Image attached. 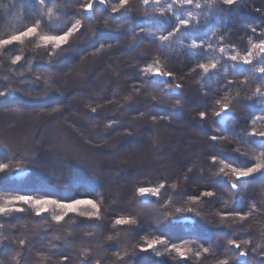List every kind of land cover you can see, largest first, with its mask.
<instances>
[{
	"label": "trees",
	"instance_id": "16d2710c",
	"mask_svg": "<svg viewBox=\"0 0 264 264\" xmlns=\"http://www.w3.org/2000/svg\"><path fill=\"white\" fill-rule=\"evenodd\" d=\"M98 1L92 0L91 10L85 12L83 6L89 0H0V40L28 27H37L36 35L0 49V92L6 96L0 101V109L8 107V111L14 112L10 113L12 116L8 113L12 118L24 117L22 106L41 104L49 97L51 100L64 98L49 87L69 78L63 65L65 54L70 50L78 52V59L97 60L92 69H87L81 79L74 81L78 86L69 87L67 83L63 92L75 97L69 104L71 109L66 122L87 142L80 144L84 145L81 148L86 154L82 164L54 165L48 158L40 159L39 150L32 149L36 139L40 146L44 142L39 138L43 130L39 129L40 124L32 130L27 127L24 130L15 123H11L12 127L10 124L3 127L0 116V138L9 141L8 144L5 138L0 139V163L8 166L0 173V205L18 195L69 202L77 194L79 198L100 201L102 206L99 202L97 206L104 210H99L92 218L71 212L57 223L54 217L62 214L58 208L36 215L31 205L18 202L9 205L22 211L0 214V264L46 262L38 243L33 253L34 235L36 240L42 241V247L48 244L54 247L60 244L56 240L62 239L68 244L77 242L76 249H87L81 256L76 254L77 261L73 264H106L100 254L105 255L112 249L122 255L114 260L111 257L112 264L141 261L145 264H221V261L264 264V170L241 181H235L231 173L233 167L253 166L264 159V136L259 135L264 133V71H260L264 69V54L254 53L247 65L230 59L232 55H247L252 44L264 41V0H237L231 6L225 5L223 0H212L211 4L208 0H193L191 5H183L180 0H160L159 4L150 2L148 5H144L143 0H127L124 6L121 0H105L102 6H95ZM196 3L200 7H196ZM109 12L116 13L110 15L111 18ZM77 20L80 28L61 47L53 49L52 45L40 43V35H61ZM179 20H188V26L161 42L159 37L168 35ZM103 38L116 40V46L112 40L103 41ZM193 43L197 45L195 48ZM16 56H20V60L13 64ZM212 63L216 68L208 73L199 68L200 64ZM157 65L171 76L151 78L152 74L143 71ZM31 68L42 74L33 76ZM40 80L47 81L46 87L43 88ZM25 81L30 83L25 84ZM85 86L96 93L95 100ZM23 91L35 97L40 94L38 99L44 101L28 102L23 97L25 94L21 95ZM105 101L110 105L106 106ZM136 101L142 102L141 108H132ZM223 103H228L229 112L221 122L215 112ZM108 108L113 112L107 113ZM183 108L186 110L184 118L179 117ZM202 112L204 119L200 118ZM169 113L179 115L185 125L189 124L190 129L182 138H193L195 146L183 150L178 146L180 141L170 138L165 143L172 148L168 155L164 146L154 142V158L141 165L128 163L133 148L130 140L139 137L141 132L137 131L140 128L132 131L124 125L125 130L122 120L134 114L131 126L142 124L158 134L161 123L166 127L163 119H174ZM141 115L144 117H139ZM180 119L174 120L176 126L181 125ZM102 130L110 135L106 141H102L105 139L102 134L98 136ZM119 131L124 133L123 137L117 136ZM61 134L65 143L78 145L81 156L78 139L71 131ZM213 136L217 138L215 141ZM120 139L122 142L117 149L121 150L120 163L113 165L118 170L114 168V174L108 175L109 162L97 159L99 154L92 146L94 142H114L115 145ZM57 142L54 146L46 144L47 153L68 152V145L64 150L62 143ZM65 153L64 161L70 158ZM30 158L33 165L28 164ZM163 160L166 163H162ZM124 162L131 167L125 168ZM121 178L125 183L120 182ZM233 182L238 184L236 189L231 187ZM140 187L158 188L159 192L156 196L141 197L137 195ZM113 189L117 191L114 202L110 194ZM91 191H96L97 195L93 196ZM204 192L215 196H203ZM241 216L244 219H240ZM117 218L135 223L116 225ZM85 229L89 232L83 233ZM83 234L93 237L75 239ZM153 239L164 243L153 250L140 251L146 241ZM230 241L240 247L232 246ZM26 243L30 253L26 252L28 249L25 251ZM174 244L186 249L184 258L168 250ZM241 251L245 256L239 255ZM39 252L41 256L36 255Z\"/></svg>",
	"mask_w": 264,
	"mask_h": 264
},
{
	"label": "rangeland",
	"instance_id": "374dc122",
	"mask_svg": "<svg viewBox=\"0 0 264 264\" xmlns=\"http://www.w3.org/2000/svg\"><path fill=\"white\" fill-rule=\"evenodd\" d=\"M94 5L96 6H102L100 3H99V1L98 2H95L94 3ZM116 12H109L108 13V16H110V15H114ZM111 18H112V16H110ZM96 38V37H95ZM94 38V39H95ZM93 39V40H94ZM97 40V39H96ZM103 41H107V40H109V41H111L112 39H108V38H103L102 39ZM115 41L116 40H112V43H113V46H116V43H115ZM96 42V41H95ZM83 51H81V53H82ZM87 54V53H86ZM80 58V57H79ZM23 60L25 59L24 57L22 58ZM21 59V60H22ZM78 59V52H76V51H73V50H70L67 54H65V62H64V65H63V71H64V73L66 72V74H68V76H69V78H65V81L64 82H62V80L60 81V83H59V85H57V86H51V87H49L50 89H52L53 88V90L52 91H54V92H56L57 94H58V96L60 97H64V98H62V99H60L59 100V98L58 99H56V100H54L55 99V97L51 100V97H49V99L48 100H43V98H41V99H38V96L40 95V94H37V97H35V95H31V94H28V92L26 93V91H23V92H21V95L22 94H25L23 97L26 99V101H28V102H36V101H39V100H42V101H44V102H42L41 104H38L37 102L34 104V105H32V104H30V105H28V107H23L22 105V110H24V112L26 113H24L25 115H24V117L21 119V120H16V119H14V118H12L11 116V114L10 113H14L13 111H8L9 109H7L8 107H6V108H4V109H0V116H2L3 117V120H2V122H1V124H2V126L4 127H7V125L8 124H10L9 126L10 127H12L11 126V123H15L16 125H18L20 128H24V130H25V128L27 127V128H29L30 130H32L33 129V127H35V126H37V125H39V127H42V128H39V129H43L42 131H41V135L39 136V138H41L42 139V145L40 146V145H38L37 144V139H36V141H35V146H33V151H35V150H39V153L41 154V156H39V158L40 159H42L43 157L44 158H48L47 160H48V162L49 163H51V164H54V165H56V163H63L64 162V164H65V162H66V164H65V166H67L68 165V163H70L71 164V162H73V164H75V163H79V164H82V160H83V156L84 155H86V154H84L85 152H84V150H82V148L81 147H84V145H80V144H85V143H87L86 142V140H85V138H83V137H80L79 136V134L78 133H76L75 131V129L74 128H72V127H70L69 126V124H67V122H66V117L69 115L68 114V112H70V110L69 109H71V107H70V103H72L73 101L72 100H74L75 99V97H69V95L67 96V93H64V95H63V92L65 91V87H73V86H78V83H74V81L77 79V78H80L81 79V76L83 75V72H85L87 69H89V68H93L95 65H96V63H97V60H94L93 58L92 59H86V58H84V59H78V61H76ZM76 61V62H75ZM79 63L77 66L75 65L76 63ZM66 64V65H65ZM74 65H75V67H74ZM60 66V65H59ZM72 69H74V70H72ZM51 70H53V69H51ZM30 71H34V75L33 76H39V75H41L42 73L41 72H38V71H35L33 68H31L30 69ZM70 71H72L71 72V74H70ZM48 73V72H47ZM49 74V73H48ZM1 75V74H0ZM45 75H46V72H45ZM52 75H53V73H52ZM54 76H56V74H54ZM38 78V77H37ZM43 78V77H42ZM151 78H154V76H152ZM68 79V80H67ZM73 79V80H72ZM30 80V79H29ZM32 81V80H31ZM41 81V83H44V84H42L43 85V88L44 87H46V85L45 84H47V81H43V80H40ZM28 83H30V82H26L25 81V84H28ZM41 83H39L40 85H41ZM66 83V84H65ZM67 83L69 84L68 86H67ZM72 83V84H71ZM50 84H51V82H49L48 83V85L50 86ZM64 85H66V86H64ZM2 86V85H1ZM6 86V85H5ZM20 88H22V87H20ZM29 88V87H28ZM87 88V89H86ZM113 88V87H112ZM67 89V88H66ZM85 89L87 90H85L87 93H89V92H91V95H92V100H95V98H96V93L95 92H93V90L89 87H86L85 86ZM91 89V90H90ZM19 91H21V90H19ZM48 92H51L50 90H48ZM71 92H69L68 94H70ZM66 94V95H65ZM6 96L4 95V96H0V101H4V98H5ZM31 100H33V101H31ZM134 100H140V99H134ZM10 103H11V101H9ZM18 102V101H17ZM108 101H105L104 103H106V106H109L110 105V103H107ZM38 104V105H37ZM142 104V102L141 101H136L134 104H133V106H132V108H137V107H140L141 108V105ZM6 105H8V102H6ZM5 105V106H6ZM104 105V104H103ZM102 107H104V106H102ZM112 108V107H111ZM110 108V109H111ZM19 109H21V108H19ZM37 109H42V110H37ZM109 108H108V111H107V113H112L113 112V109L112 110H110ZM32 110V111H31ZM102 110V109H101ZM167 110V109H166ZM130 111H132V109L130 110ZM185 111V112H184ZM59 112H63V113H61L62 115H59ZM2 113V114H1ZM11 115V116H9V114ZM162 113L164 114V112L162 111ZM167 113V112H166ZM182 113L183 114H180V116L179 115H177V116H173V114H171V113H169L168 115L169 116H173L174 117V119H168V120H166V119H163V121H164V123L166 124V127L163 125V123H161L162 124V128H160L159 129V132H158V134L156 133V131H155V133H154V130H152V129H150V128H148L147 126H143L142 124H140V125H138V126H131L130 124L132 123V121L133 120H131V119H133V118H135L133 115L134 114H136V113H134V114H131V115H129V117L127 118V119H124V120H122V123H121V125H122V127L123 128H125L124 127V125H126V126H129V128L132 130V131H134V130H136L137 128H140V129H137V131L138 130H140V132H141V134L139 135V137H135V138H133L132 140H130V142H131V147H133V148H131V161H129V160H127L128 161V163H131L132 165H136L138 162H139V164L141 165V164H143L146 160H150V158H154V155H153V150H154V147H153V145H154V142H156V144H157V142L159 143V145H161V146H164V151H165V153L167 152L168 153V155L171 153V150H172V148L171 147H166L165 146V143H166V140L167 139H170V138H176L177 140V142L178 141H180V142H178V146H179V148H181V149H183V150H186V149H188V148H192L193 146H195L194 145V142H196L193 138H191V137H184V139L182 138L183 136H184V134H185V132L188 130V129H190L189 127L190 126H188V125H185L183 122H184V120H181L179 117H181V115H183V117L182 118H184V113H186V110H184V108L182 109ZM4 114H6V115H4ZM8 114V115H7ZM166 115V114H165ZM227 115H228V113H226V114H224V115H222L221 117H217V119H219L221 122H223L224 120H225V118L227 117ZM39 116H40V118H39ZM72 116V115H71ZM179 116V117H178ZM137 117V116H136ZM139 117H144L143 115H141V116H139ZM32 119L31 121H30V124H29V119ZM130 119V120H129ZM180 119V122H181V125L180 126H176V123L174 122V120H179ZM28 123V124H26L25 125V123ZM186 122V121H185ZM188 123V122H187ZM191 125H193L194 127H196V125H194V123H190ZM24 125V126H23ZM60 126V127H57V126ZM186 126V127H185ZM119 127H121V126H119ZM184 127H185V129H184ZM65 130H68V131H71V133L73 134L72 136L73 137H76L78 140L76 141V143H78L79 145H80V148H81V151L83 152V154L80 156V153H79V148H78V150H77V147H78V145H72V144H70L68 141H67V143H65V141L64 140H62L63 139V137H62V132L63 131H65ZM125 130H126V128H125ZM205 130H207V126H206V128H205ZM182 131H184L183 133H182ZM139 133V132H138ZM137 133V134H138ZM1 134V133H0ZM103 135V138H105V139H103L102 141H106L107 139H109V137H110V135H108V134H105L104 133V131L102 130V132L101 133H99L98 134V136H100V135ZM154 134H156V135H154ZM101 135V136H102ZM1 136H2V134H1ZM117 136L118 137H123L124 136V133L121 131H119V132H117ZM2 138V139H1ZM0 139L1 140H4L3 138H5V137H1ZM100 138V137H99ZM6 143H8L9 144V141H7V138H5V140H4ZM34 141V140H33ZM55 141H58L57 142V144L59 145L60 144V142L62 143V145H61V147H64V150H65V147L68 145V147H69V149H68V152L67 153H65V151H62L63 153H61V155H56V153H47V152H49L48 150V148H46V144L47 143H50V145L52 144L53 146L54 145H56V144H53V143H55ZM174 141V140H173ZM121 142H122V139H120V140H118L117 142H116V144L115 145H113V143L114 142H112V143H110V144H106V143H102V142H94V145L92 146V149L94 150V151H96V152H98L97 154H99V156H97L96 158L97 159H100L101 160V162L103 161V162H106V161H108L109 163L106 165V167H108L107 169H106V171L107 170H109V173H108V175H110V174H114V168H115V166H113L114 164H116V166L117 165H119V163H120V161L118 160V158L120 157V152H121V150H117V149H119V146H120V144H121ZM11 143H13L14 144V142H10V145H11ZM45 143V145H43ZM117 144H118V146H117ZM44 146H45V149H44ZM13 147V146H12ZM72 147H74V150H72ZM9 149H10V147H9ZM153 149V150H152ZM64 153L65 154H69V155H67V157H70V158H73V159H70V158H66V161H64ZM124 153V152H123ZM164 153V154H165ZM0 155H1V152H0ZM119 155V156H118ZM32 158H33V156H31ZM56 157V158H55ZM95 158V159H96ZM31 160H33V159H31L30 158V160H28L29 162H28V164H30V165H33L34 164V162L33 161H31ZM70 160H73V161H70ZM115 160V161H114ZM92 160H90L89 162L90 163H92L91 162ZM94 162H97V160H93ZM122 162V161H121ZM162 163L164 162V163H166V161L165 160H163V161H161ZM125 163V165H124V167L125 168H129V167H131L130 165H128V164H126V162H124ZM63 164V165H64ZM109 165V166H108ZM105 167V168H106ZM104 168V169H105ZM116 169V171L118 170L117 168H115ZM255 174V173H254ZM89 177V176H88ZM92 176H90V178H91ZM217 178H219V177H216V179ZM89 179V178H88ZM92 179V178H91ZM95 180L94 179H92L91 180V182H94ZM108 181V180H107ZM121 183H125V180H124V178L122 179L121 178V181H120ZM213 182H214V180H213ZM118 185V184H117ZM214 185V184H213ZM210 186V185H209ZM215 187H217V186H215ZM218 189H220V188H218ZM111 190V189H110ZM90 193H92V194H95V195H93V196H96L97 195V193H96V191H91ZM111 194V196L113 197V202L116 200V194H117V191H115L114 189H113V192H111L110 193ZM109 194V195H110ZM214 195V194H213ZM215 196V195H214ZM34 199H41V198H34ZM76 199H83V198H79L78 196H77V194H75V196H73V198L72 199H70V201L69 202H71V201H73V200H76ZM90 200H92V201H94L96 204L99 202V206H102V205H100L101 203H100V201H98V200H96V199H90ZM120 200L121 201H123L122 200V198H120ZM2 205V204H1ZM98 205V204H97ZM53 208H55L54 206H50L49 208H48V210H53ZM101 208V207H100ZM60 210V209H59ZM99 208H98V214H99ZM92 211V209L91 208H88V207H81V208H79L76 212H73V214L74 213H76V214H80L81 212H83V213H89V212H91ZM100 211H104V210H100ZM71 213V212H70ZM83 217H86V218H88V216L87 215H82ZM186 220V219H185ZM88 227V226H87ZM111 227H113V225L111 226ZM114 228V227H113ZM77 231H78V228H77ZM81 231V230H80ZM84 232L83 233H87V232H89L88 230H83ZM79 232V231H78ZM112 234H113V232H112ZM73 235V234H72ZM6 236H8V239H11V237L12 236H10L8 233H7V235ZM89 236V237H88ZM90 234L89 235H86V234H83L82 235V237H81V235L79 236V235H77L76 237L77 238H75V239H78L79 237L80 238H83V239H89L90 238ZM94 236H95V234H94ZM35 235L34 236H32V239L34 238V240H33V242H32V245H33V247H34V251H33V253L35 252V250H36V245H37V243H38V245H39V247H38V250H40L41 251V254H42V256H44L45 257V261L46 262H41L40 264H73V263H75L76 261H77V258H76V254H78L79 256H81L82 255V253L84 252L85 253V251L87 250V249H84L83 247H81L80 249H76L77 248V242H74V243H71V244H68V242H66V241H63L62 239H58V240H56V242H59L60 244L58 245V244H56V245H54V247L53 246H50V244H48V245H46L45 247H42L41 246V242L42 241H40V240H36L35 239ZM74 237V236H73ZM91 237H93V235L91 236ZM4 240V239H3ZM72 244H74V245H72ZM87 244V243H86ZM48 246H50V247H48ZM87 246H89L88 244H87ZM45 248H47V249H52V250H50V251H47V250H42V249H45ZM89 248V247H88ZM28 249V245H27V243H26V249H25V251ZM27 253H30V250L28 249L27 251H26ZM47 252H49V253H47ZM31 253H32V251H31ZM103 253H101L100 254V257L101 258H103L105 261H106V264H112L111 262V257L113 258V260L114 259H116V258H118V257H121L122 258V255H120V251L118 252V250H116V249H112V250H110V251H108V252H106V254L105 255H102ZM193 254V253H192ZM34 255V254H33ZM36 255L37 256H41L40 255V252H39V254L38 253H36ZM150 255V254H149ZM151 256V255H150ZM27 258H29L28 256H27ZM195 258V257H194ZM196 259V258H195ZM197 260V259H196ZM33 261V259L31 260V262ZM65 261H67V263H65ZM97 261V260H96ZM108 261H110L109 263H107ZM124 261H128V259H125ZM123 261V262H124ZM137 261H139V260H137ZM27 262H29V260L27 261ZM163 263H164V261H162ZM103 263H104V261H103ZM138 264H145V261H141V262H137ZM37 264H39V263H37ZM100 264H102L101 262H100Z\"/></svg>",
	"mask_w": 264,
	"mask_h": 264
},
{
	"label": "snow or ice",
	"instance_id": "6c2138e0",
	"mask_svg": "<svg viewBox=\"0 0 264 264\" xmlns=\"http://www.w3.org/2000/svg\"><path fill=\"white\" fill-rule=\"evenodd\" d=\"M126 2H127V0H121V6H124V4H126ZM150 2L159 4L160 0H143L144 5H148ZM174 2H175V0H174ZM208 2L211 4L212 0H208ZM236 2H237V0H223V3L227 6H231ZM99 3L101 5H103V4H105V0H99ZM180 3L183 5H191L193 3V0H180ZM92 6H93L92 0H89V3H87L83 6V11L89 12L91 10ZM195 6L200 7V4L196 3ZM115 10L116 9H113V11H115ZM49 15H51V10H49ZM188 23H189L188 20H179L176 27L171 32H169L168 35L161 36V37H159V39L161 40V42L169 40V38L172 35H174L175 32L179 31L181 27H187ZM79 28H80V21L77 20L71 26V28L68 29L67 32H65L61 35H40L39 41L43 45H52L53 49H57V48L61 47L63 44L67 43L68 39ZM36 34H37V27L36 26L28 27L26 30L9 37L8 39L0 40V49H3L5 46L13 44L14 42L23 41L25 38L32 37ZM196 46L197 45L195 43L192 44L193 48H195ZM220 51L223 52L224 49L221 48ZM254 53L264 54V41L252 44L251 49L248 51L247 55H244V56L232 55L230 57V59L234 62H239V63H243V64L247 65V64L251 63V59H252ZM49 55H51V53H49ZM19 60H20V56H16L12 60V63L15 64ZM199 68L202 69V71L204 73H208L210 69L216 68V64L215 63L207 64V65L206 64H200ZM143 71L150 73L153 76L158 77V78L166 79V78L171 76V73L166 72V71H162V69L159 67V65H157L155 67L149 66V67L143 69ZM260 71H264V69H261ZM229 83H231V81ZM176 88L177 89L180 88V85L177 84ZM257 91H259V89H257ZM4 95H5L4 92H0V96H4ZM225 99H227V98H225ZM93 111H95V109H93ZM228 112H229L228 103H223V104H220L219 111L215 112V116L221 117L222 115H224ZM200 118L204 119L205 113H203V112L200 113ZM251 134L256 135V133H251ZM259 135L264 136V133H260ZM212 139H213V141H215L217 138L215 136H213ZM7 167L8 166L6 164L0 163V173H3ZM262 170H264V159H259V162H257L253 166L233 167L231 169V173H232V176L234 177L235 181H241V180H244V179L252 176L254 173L261 172ZM220 171L223 172L224 169L221 168ZM160 187H163V185H161ZM231 187L233 189H236L238 187V184L233 182L231 184ZM158 192H159L158 188L140 187L137 189V195L141 196V197L148 196V195L156 196L158 194ZM202 195L206 196V197H212L213 193L212 192H204V193H202ZM16 202L31 205L33 207V209L35 210L36 215H41L42 213L48 211V208L50 206H54L55 208L60 209L62 214L54 217V219L56 220L57 223H59L61 220H63L65 215H67L70 212H76L81 207L91 208L92 211L89 213L81 212L80 215H87L89 218H92V217L98 215V206L94 201H92L90 199H76V200H73L71 202H59L57 200L48 199V198L34 199L33 197L27 196V195H18V196L12 197L11 199L5 200L4 204L0 205V214L11 213L13 211H16V212L22 211V209L19 207L12 208L9 206V205L16 203ZM177 211H180V209H177ZM188 211H191V209H188ZM240 219H244V217L241 216ZM114 223L116 225H124V224L135 223V221L129 220V219H124V218H117ZM20 243H21V245H23L24 241L21 240ZM162 243H164V241L159 240V239H153L150 241H146V246L141 247L140 251L146 252L149 250H153L156 247V245L162 244ZM229 243L232 244V246H234L236 248L240 247L239 244H237L233 241H230ZM244 243L247 244V241H244ZM168 250L176 252L181 258H184V256H185L186 249L182 250L181 247H179L175 244L172 245L171 248H169ZM204 251H207V249H205ZM156 254L160 255L159 252H157ZM239 255L241 257H243V256H245V252L241 251L239 253ZM221 264H226V262L221 261Z\"/></svg>",
	"mask_w": 264,
	"mask_h": 264
}]
</instances>
